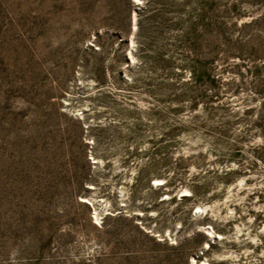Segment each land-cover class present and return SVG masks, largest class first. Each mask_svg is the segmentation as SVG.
Returning <instances> with one entry per match:
<instances>
[{
	"label": "rangeland",
	"instance_id": "1",
	"mask_svg": "<svg viewBox=\"0 0 264 264\" xmlns=\"http://www.w3.org/2000/svg\"><path fill=\"white\" fill-rule=\"evenodd\" d=\"M205 262L264 264V0H0V264Z\"/></svg>",
	"mask_w": 264,
	"mask_h": 264
},
{
	"label": "trees",
	"instance_id": "2",
	"mask_svg": "<svg viewBox=\"0 0 264 264\" xmlns=\"http://www.w3.org/2000/svg\"><path fill=\"white\" fill-rule=\"evenodd\" d=\"M207 5V3H206ZM200 22H202L205 25V28L208 29L210 26L216 24L217 22L214 20V16L210 13H204L200 19ZM246 25V23H244ZM211 52H207L205 55V58L200 61L201 66L203 67L202 70V76H203V82L204 83H213V73L211 72V65L213 64L214 56H211L212 54H209ZM210 55V56H208ZM201 99H206L205 103H209V98L207 96H202Z\"/></svg>",
	"mask_w": 264,
	"mask_h": 264
},
{
	"label": "bare ground",
	"instance_id": "3",
	"mask_svg": "<svg viewBox=\"0 0 264 264\" xmlns=\"http://www.w3.org/2000/svg\"><path fill=\"white\" fill-rule=\"evenodd\" d=\"M162 182V181H161ZM83 200H87L88 201V199L87 198H83ZM95 214V213H94ZM212 235V234H211ZM216 238L218 237H221V235H219V234H217L216 236H215ZM209 246V241H207V242H205V244H204V246H203V249H205V248H207ZM204 264H208L207 262H205Z\"/></svg>",
	"mask_w": 264,
	"mask_h": 264
}]
</instances>
